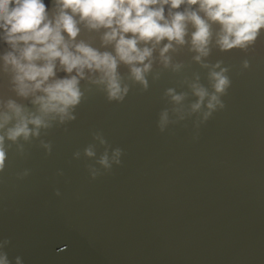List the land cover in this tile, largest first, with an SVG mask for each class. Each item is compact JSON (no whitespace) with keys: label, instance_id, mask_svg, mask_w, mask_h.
I'll use <instances>...</instances> for the list:
<instances>
[{"label":"water","instance_id":"water-1","mask_svg":"<svg viewBox=\"0 0 264 264\" xmlns=\"http://www.w3.org/2000/svg\"><path fill=\"white\" fill-rule=\"evenodd\" d=\"M175 59L181 72L157 69L147 91L133 86L122 102L86 91L76 119L41 137L50 154L38 140L24 144L23 155L15 145L8 151L0 240H10L12 264L16 256L23 264H264V31L248 53L213 49L208 58L229 68L223 109L161 132L165 90L188 91L180 82L194 73L207 84V70L186 49ZM5 94L13 95L0 74ZM94 133L122 149L121 163L95 179L87 167L95 160L83 155L93 143L97 157L103 152Z\"/></svg>","mask_w":264,"mask_h":264},{"label":"clouds","instance_id":"clouds-1","mask_svg":"<svg viewBox=\"0 0 264 264\" xmlns=\"http://www.w3.org/2000/svg\"><path fill=\"white\" fill-rule=\"evenodd\" d=\"M262 31L264 0H51V6L45 0H0V41L6 45L0 74L13 94L0 95V171L13 145L23 155L24 144L38 140L50 154L51 143L41 137L76 119L86 91L94 87L109 102H122L133 86L147 91L148 77L160 78L157 69L181 72L184 62L175 56L185 49L207 70V84L194 73L180 82L188 91L167 88L170 107L160 111L158 127L163 132L194 115L198 123L207 121L225 107L221 98L231 85L223 61L209 62L213 49L248 53ZM243 67H249L247 60ZM93 139L103 152L97 157L93 143L83 155L95 160L87 166L95 179L100 169L108 172L121 163L122 149H111L100 133ZM27 175L26 170L21 178ZM9 244L0 240V264H12ZM14 260L23 264L20 256Z\"/></svg>","mask_w":264,"mask_h":264}]
</instances>
